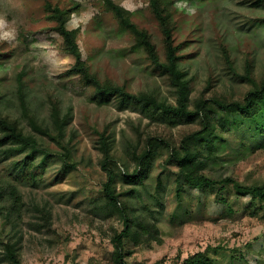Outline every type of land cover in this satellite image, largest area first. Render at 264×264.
I'll return each instance as SVG.
<instances>
[{
	"label": "rangeland",
	"instance_id": "rangeland-1",
	"mask_svg": "<svg viewBox=\"0 0 264 264\" xmlns=\"http://www.w3.org/2000/svg\"><path fill=\"white\" fill-rule=\"evenodd\" d=\"M54 1L80 3L68 25L80 28L83 58L101 80L177 103L176 86L152 65L144 48L134 47L133 35L103 0ZM115 1L133 12L132 19L150 32L164 55L162 31L148 0ZM45 2L0 0V109L18 119L38 143L34 151L14 153L0 146V258L3 242L12 239L18 242L23 264H113L111 238L124 224L118 214L111 216L100 207L109 178L101 148L106 135L113 185L122 194V204L142 220L156 222L163 238L138 246L125 239L128 262L183 264L190 254L208 249L215 264H264V213L256 198L238 194L233 185L206 190L184 185L183 197L177 195L178 167L169 161L171 149L199 130L201 122H187L115 95H99L71 71L76 58L64 50ZM172 15L191 99L203 96L210 102L218 124L216 137H208L215 150L206 174L233 176L249 185L263 183L261 127L238 113L222 111L214 101L241 99L264 80V1L173 0ZM222 46L240 72L245 73L247 62L253 64L254 80L230 71ZM20 85L30 112L48 133L31 125L21 106ZM54 101L63 115L69 113L62 136L52 116ZM222 118L227 127H221ZM155 137L161 140L155 142ZM150 142L154 153L142 182L126 181L124 174L138 167L136 155ZM205 143L203 152L209 154ZM68 150L70 157L63 154ZM66 160L74 167L66 166ZM14 186L21 196L17 209L12 207ZM40 208L49 211V219ZM9 211L15 226L3 225Z\"/></svg>",
	"mask_w": 264,
	"mask_h": 264
},
{
	"label": "trees",
	"instance_id": "trees-1",
	"mask_svg": "<svg viewBox=\"0 0 264 264\" xmlns=\"http://www.w3.org/2000/svg\"><path fill=\"white\" fill-rule=\"evenodd\" d=\"M173 0H148V4L152 13L157 18L159 27L162 31L163 44L165 54L163 55L157 43L153 40L150 32L137 24L133 19V12L115 0H103L105 8L110 11L117 19L119 24L127 28L135 39V48H144L152 65L162 74L166 75L171 83L176 86L178 98L174 104L165 99L158 98L151 92L133 93L127 90L124 85H121L113 80H101L97 74L93 73L83 58V53L79 45L80 28H70L68 23L72 15L80 9L79 2H70L62 5L54 0H46L45 7L48 15L56 22L55 29L63 37V48L66 52L75 56L76 61L71 68V71L79 73L81 79L87 85L95 88L99 95H115L121 100H131L138 102L145 107H149L156 111L162 112L165 115H172L180 119L191 121H200L201 128L184 136L180 146H173L170 153L169 161L178 167V187L177 195L183 197L184 185L192 186L200 190L219 187L226 188L228 185H233L237 193L240 195H252L256 198L259 204V209L264 213V182L259 184H243L236 180L233 176L212 177L208 176L205 170L208 167L209 159L212 157L215 150L214 140L208 138L211 135L216 137L217 122L211 116V110L208 108L209 103L203 96L191 99L190 79L187 78V72L181 64L180 44H177L174 36L175 21L172 15ZM264 1V0H260ZM223 54L226 61L230 64V71L243 75L248 80H254L253 64L247 62L245 73L240 72L234 66L229 50L226 46H222ZM21 106L25 114L30 117L31 125L34 129L41 132H47V127L38 121L29 108L24 95L22 85H20ZM194 102V107L191 104ZM217 106L222 110L230 113H238L242 116V120L251 119L259 124L264 133V80L261 81L255 88L250 89L241 99L217 98L215 101ZM52 116L56 129L60 136L65 132V127L69 121V113L62 114L61 107L54 101L52 106ZM221 127H227L226 121L220 120ZM263 124V125H262ZM156 141L161 140L159 137L153 138ZM206 142V143H205ZM209 148V154H204L202 149L203 144ZM202 145V146H201ZM0 146H8V152L28 151L37 148V138L34 134L29 133L20 124L19 120L11 115L5 114L0 109ZM101 148L104 153V167L108 169L109 178L104 184V204L100 207L105 208L109 215L118 214L124 224L121 231H115L112 236L114 244L113 264H131L126 260L127 252L125 251V239L131 240L136 246L143 244L145 241L158 240L163 241L161 229L156 222L142 220L134 213V209L127 204H122V194L117 191L113 185V172L109 167L113 156L111 154L110 140L108 136L102 135ZM153 144L149 143V147L140 155H136L138 167L132 173H125L126 181L137 184L142 182L147 165L150 164V157L153 155ZM66 157H70V150L63 153ZM66 166L74 167V163L65 162ZM161 180L159 181L160 186ZM130 190L128 194H132ZM12 195L15 200L12 207L18 208L20 202V194L14 186ZM226 200L225 197H222ZM46 219L50 218L49 211L46 208H40ZM2 220L3 225L12 223L16 225V220ZM50 220H44V223H49ZM5 227L3 226V229ZM2 229V230H3ZM0 262L5 264H23L21 259L18 242L8 239L3 242V253ZM98 264V263H93ZM102 264V263H99ZM109 264V263H107ZM183 264H215L213 257L208 249L199 250L190 254L184 259Z\"/></svg>",
	"mask_w": 264,
	"mask_h": 264
}]
</instances>
